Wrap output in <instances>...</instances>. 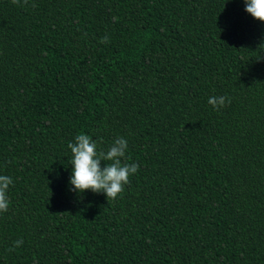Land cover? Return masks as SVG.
<instances>
[{
  "label": "trees",
  "instance_id": "trees-1",
  "mask_svg": "<svg viewBox=\"0 0 264 264\" xmlns=\"http://www.w3.org/2000/svg\"><path fill=\"white\" fill-rule=\"evenodd\" d=\"M78 134L127 140L120 198L70 190ZM0 175V264H264V23L244 0H0Z\"/></svg>",
  "mask_w": 264,
  "mask_h": 264
},
{
  "label": "clouds",
  "instance_id": "clouds-1",
  "mask_svg": "<svg viewBox=\"0 0 264 264\" xmlns=\"http://www.w3.org/2000/svg\"><path fill=\"white\" fill-rule=\"evenodd\" d=\"M13 4L19 5L20 0H11ZM28 0H24L26 5ZM245 11L254 19L264 23V0H244ZM104 37L101 42H107ZM260 59V58H259ZM231 103L230 98L225 96H211L208 103L216 110ZM67 147L72 153V175L70 190L84 193H104L108 201L121 197L125 185L130 183V176L139 170V164L128 163L130 159L126 155L128 142L124 137L115 139L108 151L97 150V142L87 134L75 136V142H69ZM122 160L124 161L122 163ZM102 161H110L101 167ZM13 184V179L7 175H0V213L7 212L9 208L8 189ZM23 240L14 242L15 247H20ZM11 250V249H10Z\"/></svg>",
  "mask_w": 264,
  "mask_h": 264
}]
</instances>
